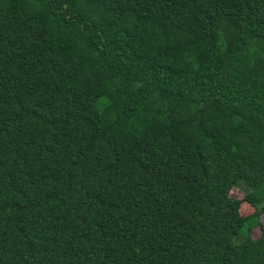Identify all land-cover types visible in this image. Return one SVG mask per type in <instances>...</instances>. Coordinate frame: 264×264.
<instances>
[{
	"label": "trees",
	"instance_id": "trees-1",
	"mask_svg": "<svg viewBox=\"0 0 264 264\" xmlns=\"http://www.w3.org/2000/svg\"><path fill=\"white\" fill-rule=\"evenodd\" d=\"M261 214L264 0H0V264H264Z\"/></svg>",
	"mask_w": 264,
	"mask_h": 264
},
{
	"label": "rangeland",
	"instance_id": "rangeland-1",
	"mask_svg": "<svg viewBox=\"0 0 264 264\" xmlns=\"http://www.w3.org/2000/svg\"><path fill=\"white\" fill-rule=\"evenodd\" d=\"M185 133L187 134H191V130L190 129H186ZM243 191H244V187L242 185L238 186V187H233L229 190V195L233 198H236V199H239L241 200L242 199V195H243ZM252 207L249 206L248 204H246L245 202H241L239 204V207H238V212L240 215L242 216H245V215H248L252 212ZM263 215L261 214L260 215V220L263 221ZM259 231L258 229L255 227L253 228L251 231H250V236L252 238L256 237L258 235ZM243 231L238 234V236L236 237V241H239V240H242L243 239Z\"/></svg>",
	"mask_w": 264,
	"mask_h": 264
}]
</instances>
